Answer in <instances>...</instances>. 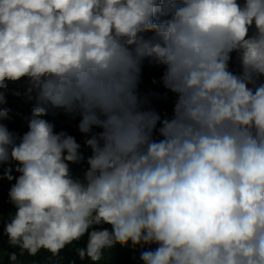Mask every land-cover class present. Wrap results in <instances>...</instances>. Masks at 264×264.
<instances>
[{"label": "clouds", "instance_id": "obj_1", "mask_svg": "<svg viewBox=\"0 0 264 264\" xmlns=\"http://www.w3.org/2000/svg\"><path fill=\"white\" fill-rule=\"evenodd\" d=\"M3 181L0 264H264V0H0Z\"/></svg>", "mask_w": 264, "mask_h": 264}, {"label": "trees", "instance_id": "obj_2", "mask_svg": "<svg viewBox=\"0 0 264 264\" xmlns=\"http://www.w3.org/2000/svg\"><path fill=\"white\" fill-rule=\"evenodd\" d=\"M7 105L6 106H11L14 107L16 106L20 101L18 97H10L7 95ZM16 122L15 119L12 120V122ZM17 127V125H15ZM87 153V152H86ZM82 168L83 166L78 167L75 171L82 173ZM10 184L6 183L3 181L2 183V188H0V210H2L4 213H8L11 209V205L7 203V192ZM3 246L5 248V251H10L11 249L8 248L7 246V240L4 238L3 240ZM62 257L64 259V264H67V260L72 259V255L67 253H62ZM47 258L48 254L47 253H42L40 256L34 258L36 261V264H47ZM26 264H31V261L33 258H25ZM102 264H133L131 261V256L130 254L125 250V248H121L117 246L114 250L111 256H108L106 254L105 260L102 262Z\"/></svg>", "mask_w": 264, "mask_h": 264}]
</instances>
